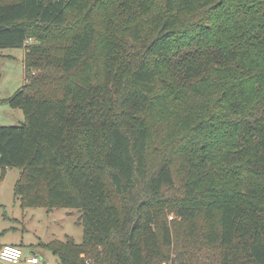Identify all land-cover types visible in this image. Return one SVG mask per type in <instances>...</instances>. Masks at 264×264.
<instances>
[{
    "label": "trees",
    "instance_id": "16d2710c",
    "mask_svg": "<svg viewBox=\"0 0 264 264\" xmlns=\"http://www.w3.org/2000/svg\"><path fill=\"white\" fill-rule=\"evenodd\" d=\"M3 47L1 177L79 212L59 264H264V0H0Z\"/></svg>",
    "mask_w": 264,
    "mask_h": 264
},
{
    "label": "rangeland",
    "instance_id": "374dc122",
    "mask_svg": "<svg viewBox=\"0 0 264 264\" xmlns=\"http://www.w3.org/2000/svg\"><path fill=\"white\" fill-rule=\"evenodd\" d=\"M23 56V47L0 48V125H19L23 121L22 110L10 107L6 101L24 82ZM19 171L16 167L8 168L1 177L0 170V243H11V238L17 236H24L27 240L16 264H29L24 257L32 248L38 249L42 260L43 254L50 253L42 244L53 239L64 241L67 236H72L76 243H80L82 227L77 224L79 212L76 209L21 207L13 191ZM54 258L56 262L49 264H59L57 257ZM0 264L9 263L0 261Z\"/></svg>",
    "mask_w": 264,
    "mask_h": 264
},
{
    "label": "built area",
    "instance_id": "2783aa9c",
    "mask_svg": "<svg viewBox=\"0 0 264 264\" xmlns=\"http://www.w3.org/2000/svg\"><path fill=\"white\" fill-rule=\"evenodd\" d=\"M21 257L22 249L20 246L11 243L0 245V261L3 263L16 264L20 261ZM26 262L29 264H44L37 256L27 258Z\"/></svg>",
    "mask_w": 264,
    "mask_h": 264
},
{
    "label": "crops",
    "instance_id": "0c3cea01",
    "mask_svg": "<svg viewBox=\"0 0 264 264\" xmlns=\"http://www.w3.org/2000/svg\"><path fill=\"white\" fill-rule=\"evenodd\" d=\"M7 171V169L5 170V172ZM5 174V173H4ZM40 208V207H39ZM12 229H15V228H13L12 227ZM15 236V235H14ZM25 238H24V236H17L16 238H14V237H12L11 238V244H16V245H18V246H20L21 247V249H23V246L24 245H27V240H26V242H25ZM37 243L38 242H35V244L37 245ZM3 243H0V245H2ZM5 244V243H4ZM28 244H31V245H33L31 242H29ZM36 250H38V249H36ZM35 249H30V251H29V253H28V255H26V257H24V259L26 260L27 258H29V257H31V256H37V257H39L40 258V254H39V252L38 251H36ZM54 257H56L51 251H50V253H48V252H46V254L44 255L43 254V259L41 260L44 264H49V263H51V262H56V258H54Z\"/></svg>",
    "mask_w": 264,
    "mask_h": 264
}]
</instances>
